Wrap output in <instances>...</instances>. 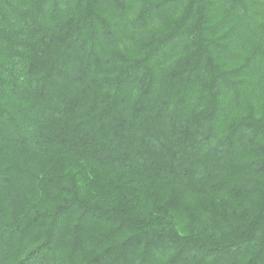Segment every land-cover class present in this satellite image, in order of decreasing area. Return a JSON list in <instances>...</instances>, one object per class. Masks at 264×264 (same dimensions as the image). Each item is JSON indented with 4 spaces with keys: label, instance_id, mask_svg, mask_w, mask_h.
Here are the masks:
<instances>
[{
    "label": "trees",
    "instance_id": "obj_1",
    "mask_svg": "<svg viewBox=\"0 0 264 264\" xmlns=\"http://www.w3.org/2000/svg\"><path fill=\"white\" fill-rule=\"evenodd\" d=\"M0 264H264V0H0Z\"/></svg>",
    "mask_w": 264,
    "mask_h": 264
}]
</instances>
